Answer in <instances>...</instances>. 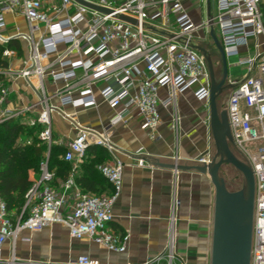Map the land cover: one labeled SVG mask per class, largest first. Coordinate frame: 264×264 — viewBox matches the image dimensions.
I'll use <instances>...</instances> for the list:
<instances>
[{
	"label": "built area",
	"instance_id": "built-area-1",
	"mask_svg": "<svg viewBox=\"0 0 264 264\" xmlns=\"http://www.w3.org/2000/svg\"><path fill=\"white\" fill-rule=\"evenodd\" d=\"M58 1L0 0V53L14 54V48L5 46L12 38L25 39L28 49L18 68L2 72L21 76L35 92L42 106L36 115L42 125L37 137L47 144L51 142L50 112L72 120L62 106H95V94L113 110L109 126L134 113L149 136L159 122L158 105L174 104L175 96L188 88L208 110L209 73L203 54L193 45L201 39L196 29L208 32L210 26L213 31L217 26L225 57H235V64L245 70L242 77L228 82L224 108L233 144L254 176L250 264H264V0H214L215 11L209 10V15L195 22L183 0H85L108 8L107 12L79 0ZM6 13H19L26 32L15 25L7 31ZM44 76L60 83L53 92L58 105L48 102ZM7 93L0 83V120L28 108L5 105ZM176 123L173 112L170 127L175 129ZM73 125L74 135L62 154L70 170L59 187L50 184L53 171L44 158L24 193L22 208L27 206V215L22 220L18 214L13 221L0 198V250L5 240L13 243L20 229L39 230L51 222L63 224L71 237H87L107 250H124L127 234L116 233L107 224L121 188L122 161L113 154L107 129L96 131L77 121ZM90 143L113 155L112 161L95 164L109 184V190L99 194L82 190L74 180ZM208 154L201 153L197 160L207 161ZM137 163L143 164V158H137ZM172 256L169 250L166 264H171ZM61 264L100 262L82 253Z\"/></svg>",
	"mask_w": 264,
	"mask_h": 264
},
{
	"label": "crops",
	"instance_id": "crops-1",
	"mask_svg": "<svg viewBox=\"0 0 264 264\" xmlns=\"http://www.w3.org/2000/svg\"><path fill=\"white\" fill-rule=\"evenodd\" d=\"M205 2L207 4V0ZM5 18L18 19L22 27H26L19 13H6ZM13 22L11 29L14 25L21 27ZM206 35L209 30L201 38L205 39ZM16 40L22 54L15 67L18 68L25 51L20 39ZM199 41L196 44L204 47ZM226 59L228 82L245 74V70L235 64V57ZM234 68L240 69V76L228 74ZM42 81L48 102L58 105V96L53 92L60 83L51 82L48 76ZM4 85L8 91L4 104L14 109L28 106L19 114L26 123L36 121L42 106L25 80L11 74ZM95 96V106H62L72 120L58 111L50 112V143L65 149L74 135L73 121L96 131L108 130L113 154L122 161V182L107 224L114 232L127 234L124 250H107L87 237H71L63 224L51 222L39 230L20 229L13 243L11 239L5 240L1 245L0 264H61L82 253L96 258L100 264H166L169 250L173 255L171 264H207L212 185L206 173L185 166L198 154L209 153L208 110L193 96L192 88H188L175 96L174 104L158 105L159 122L153 136H149L139 127L134 113L125 121L109 126L108 118L113 110L97 94ZM173 112L177 115L175 129L170 127ZM108 154L104 161H112L113 155ZM139 157L143 158V164L137 163ZM82 162L77 165L76 176L82 173ZM174 164L181 167L175 168ZM37 175L38 172L29 173L32 180ZM60 182L54 186L59 187ZM101 188L108 191L109 184L103 182Z\"/></svg>",
	"mask_w": 264,
	"mask_h": 264
},
{
	"label": "water",
	"instance_id": "water-1",
	"mask_svg": "<svg viewBox=\"0 0 264 264\" xmlns=\"http://www.w3.org/2000/svg\"><path fill=\"white\" fill-rule=\"evenodd\" d=\"M98 10L108 8L79 0ZM209 15V0L206 4ZM121 18H128L121 15ZM130 19V18H128ZM133 20V19H131ZM209 35L218 51L221 69L214 73L210 54L198 44L193 46L204 56L209 73L208 122L209 158L199 161L201 154L185 166L206 173L212 185V208L207 264H250L254 212V176L251 166L232 151L233 144L225 108L219 109L216 97L230 84L225 82L227 64L223 49L209 27ZM174 167H181L174 164Z\"/></svg>",
	"mask_w": 264,
	"mask_h": 264
},
{
	"label": "trees",
	"instance_id": "trees-1",
	"mask_svg": "<svg viewBox=\"0 0 264 264\" xmlns=\"http://www.w3.org/2000/svg\"><path fill=\"white\" fill-rule=\"evenodd\" d=\"M5 46L21 53L19 42L14 38L8 40ZM41 127L37 121L24 122L20 114L0 120V198L8 212L12 211L10 217L13 221L18 214L21 220L27 215V206L22 208L24 193L33 182L29 173L38 172L40 160L45 158L47 167L53 171L51 185L63 180L70 170V162L62 157L64 148L57 144H47L37 137ZM108 157V152L102 146L87 145L84 160L80 164L82 173L74 176L76 184L82 190L95 194L105 191L101 186L103 182L108 185V182L95 164Z\"/></svg>",
	"mask_w": 264,
	"mask_h": 264
},
{
	"label": "rangeland",
	"instance_id": "rangeland-1",
	"mask_svg": "<svg viewBox=\"0 0 264 264\" xmlns=\"http://www.w3.org/2000/svg\"><path fill=\"white\" fill-rule=\"evenodd\" d=\"M54 2H55V4H58L59 1L54 0ZM184 3L186 6H188L189 14H190L192 21H194V22L197 21L199 19V17L201 19H204L206 17V8H205L206 2H205V0H187V1L184 0ZM210 11L212 13L215 11L214 10V0H210ZM7 19H6V21H7L6 30L11 29L10 28L11 23H12V21H14L15 24H17V26L21 25V27H19V30H21L22 32H26L27 27H22L23 25H22L21 21H19L18 19L16 21L14 19H10V20L9 19L7 20ZM214 31H215L216 37H218L219 32H218V28L216 25H214ZM196 33L200 34V36H201L202 34L205 33V29L204 28H198V29H196ZM20 42H21V45L25 51V55H27L28 49H27L25 39L21 38ZM199 42L210 53L211 58H212V62H213L214 73L216 76H218L220 73L219 54H218L217 49L215 48V45L212 41V38L209 35H206V38L205 39L201 38V40ZM21 55L22 54L20 52L19 53L17 52V49H15L14 54H12L11 56H5V55H2L0 53V61H1V63H0L1 64L0 65V83H6V77L8 76V73L2 72L3 68L15 70L16 65H18L17 63H19ZM226 60H228V59H226ZM2 62H4V63H2ZM228 74L231 76H240L241 71L239 68H234V70L228 71ZM225 82L227 83L228 81L225 79ZM229 91H230V88L226 87L216 97V103H217V107L219 109L224 108ZM22 118H24V117H22ZM244 144L247 145L246 143H244ZM230 147H231L232 151L234 152V154L238 158L247 162V160L245 158H243V155L234 146V144L230 145Z\"/></svg>",
	"mask_w": 264,
	"mask_h": 264
},
{
	"label": "flooded vegetation",
	"instance_id": "flooded-vegetation-1",
	"mask_svg": "<svg viewBox=\"0 0 264 264\" xmlns=\"http://www.w3.org/2000/svg\"><path fill=\"white\" fill-rule=\"evenodd\" d=\"M211 57V56H210ZM211 60H212V58H211ZM213 63V62H212ZM219 63H220V57H219ZM220 69H221V63H220Z\"/></svg>",
	"mask_w": 264,
	"mask_h": 264
}]
</instances>
